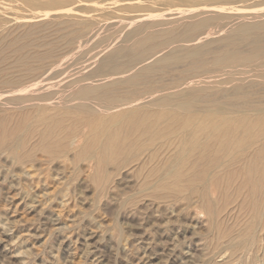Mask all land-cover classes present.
<instances>
[{
	"label": "bare ground",
	"instance_id": "6f19581e",
	"mask_svg": "<svg viewBox=\"0 0 264 264\" xmlns=\"http://www.w3.org/2000/svg\"><path fill=\"white\" fill-rule=\"evenodd\" d=\"M4 1L0 4L5 7ZM11 1L12 12L7 6L4 10L9 12L0 11V147L4 152L21 165L38 152L51 163L68 156L70 144L65 140L77 141V136L82 137L78 131L88 126L90 134L83 136L87 140L79 146V154L97 164L94 183L100 190L109 182L112 163L122 169L139 162V170L134 168L141 179L139 190L151 191L149 196L158 201L178 198L186 192L183 182L188 179L189 189L199 194L195 208L207 217L205 263L264 264V101L251 105L249 101L250 89L255 92L257 84H264V8L238 3L222 7L234 0H211L213 4L185 0L202 1L203 6L156 13L137 4L131 8L141 14L119 18L126 22L115 37L102 34L114 31L119 22L104 25L100 13L80 17L78 13H90L92 7L72 6L95 0ZM49 11L68 15L49 14L48 19L37 17L38 22L28 19ZM51 23L60 35L65 32L63 45L67 42L80 54L67 58L69 52L64 55L60 49L59 53L51 36L34 35L41 28H52ZM12 27L23 32L13 33ZM112 39L116 44L109 48ZM84 58H88L85 66L72 68ZM167 69L177 70L178 77L156 78L169 73ZM70 71L76 73L69 75ZM66 72L69 78L65 79ZM197 149L203 160L242 150L245 163L225 169V174L216 173V165L206 166V174H186L188 155ZM147 151L149 157L143 160L141 155Z\"/></svg>",
	"mask_w": 264,
	"mask_h": 264
},
{
	"label": "rangeland",
	"instance_id": "374dc122",
	"mask_svg": "<svg viewBox=\"0 0 264 264\" xmlns=\"http://www.w3.org/2000/svg\"><path fill=\"white\" fill-rule=\"evenodd\" d=\"M99 1L101 2L96 0L93 1V3L78 2L77 4L76 2L72 6L75 8H81L82 6L92 7L91 10H93L90 13L77 12L80 17L84 16L88 18L91 14L97 15L100 13L103 14L101 15V19L103 18L106 20H103V24L105 23L104 25L119 22L117 23L118 27H114V31L110 29L108 30L109 32H102V35L115 34L113 35L115 37L120 35L122 26H124L123 24L126 22L124 19H122V21L119 18L141 14L131 8L134 5L139 4L145 5L146 7L148 6V9L155 10L156 13L175 10L180 6V8L183 7L182 9H184L191 4H198L197 7L195 6L192 9L203 6V4H199L202 1L187 3L185 0H150V2L148 0V2L146 0H125L124 2L123 0H114V5H112L113 2H110L112 0H105V2L104 0ZM171 1L177 7H175ZM203 1V3L208 4H210V2L213 4L214 2L211 0ZM249 1L234 0L233 3H224L228 6L223 5L222 7L235 6L238 3L236 6L251 4L255 9H259L260 7L264 8L262 7L263 4H261V2L264 3V0H255L257 3H253L254 0L251 2ZM258 1L260 2L259 4ZM4 3H7V8L12 12V1L5 0ZM96 3L99 4L96 5ZM4 5H1L3 8L0 7V11L6 14L9 10H4L6 7H4ZM120 6L121 9L119 8ZM258 6L259 8H257ZM103 9L107 10L104 11ZM127 11H129L130 14ZM105 13L111 14L116 21H112L115 19H112ZM49 14L54 16L60 14V17H66V15H68V13L66 14L64 11H49L39 14L36 13V15L32 17L30 15L28 19L31 22H38L52 17ZM61 14L63 15L61 16ZM108 16L109 19H107ZM37 17H39L40 20ZM50 26L52 27L50 29L49 27L41 28L40 30L42 31L38 30L39 33L35 31L34 35L39 37L43 33L44 35H41V38L47 35L51 36L50 38L48 36L51 41L56 40L54 43L57 45L60 44L59 46L56 45L58 48L54 44L56 50L59 51L61 49L63 53L66 52L64 55H68L67 53L69 52L67 58H70L71 55L73 57L75 53L80 54L81 51L79 52V50H73V48L71 50L67 42V44L64 43L63 45L65 41L62 42V40H66L65 38L63 39L65 32L63 35H60V33L53 29L54 25L52 23ZM9 29L10 28H7L6 30ZM21 30H23V28L15 27L13 33L21 34L23 32ZM54 31L56 32L54 33ZM214 35L215 34L209 35V37ZM53 36H59L61 41H57L58 38H54ZM112 41L110 46H108L109 48L116 44V40L112 39ZM89 45L86 46V48L92 46ZM47 47L49 46H45V49ZM68 49L70 50L66 51ZM61 51H59V53ZM84 59L77 62L78 64L71 65L72 68H77V70H79L81 66H85L88 63V58ZM47 61L48 60H45L46 63ZM53 61L54 59L49 62L52 63ZM49 62L47 64H50ZM46 63L45 65H47ZM76 71H70L68 74L70 73L69 75H72L71 72L76 73ZM167 71H169V73L166 71V73L162 72L163 74L159 73L156 78L162 77L164 80L169 81V79L172 78V80H175L179 75L177 70H172L174 73H172L170 69H167ZM68 74L67 72L64 74L65 79L69 78ZM48 76L49 73L46 72L45 79ZM254 86L251 87L255 88L257 86L255 92H253L254 89L251 88L250 90L253 94L250 96L249 93V99L252 97L251 100L248 99L250 105L252 101H264V84H257L255 87ZM9 112L13 113L11 111ZM249 113L250 112L247 114L244 113L245 115L242 114V116H247ZM235 125H238V123ZM85 127L86 126L80 127L81 130H79L80 132L78 131V135L87 138L90 134L89 127ZM0 129L1 133L2 128ZM82 130L86 131L82 132ZM77 137H75L77 141L76 139L74 141L79 142L78 144L80 145L76 143L77 147H75L76 145L73 138H71V140L70 138L65 140L66 144H70V147H68V156L55 158L56 160H51V163L46 154L38 152V154H35L36 156L34 155L32 157L33 162L32 160H28V162L26 161L21 165V163L15 162V159L12 158L9 152L7 153L6 150L4 152V149L0 147V150L2 149L1 151L5 153L0 152V264H206L205 261L208 259V255L207 252L204 251L203 237L206 232V230H204L206 226L204 227V225L207 224V217L205 219L206 215L204 213V215L200 214L201 212L195 208L200 203L199 194L196 192V194H194L193 191L189 189L191 184H187L190 182L188 179L187 181L185 180L183 184L189 193L185 190L186 192L178 194V198L176 199L171 198L158 201L151 197V191L141 192L139 190L141 179L136 175L140 168L138 167L139 162H132L130 164L131 167L130 165H128V167H122V169L124 168L123 170L117 164L115 165V163H112L108 167L109 182L106 184L107 188L104 187L105 190H100L101 188H99L98 184L94 183L95 174L98 173L97 164L94 160L90 161L86 156L81 157L79 154L80 147L85 144L87 139L85 140L84 137ZM72 141L74 143H72ZM74 147L77 151L74 150ZM161 149L165 150V148ZM199 151L200 150L197 149V151L194 150L189 153V155H193V158L188 155V158L191 160L188 162L189 164L186 162L187 164L184 166L186 174H206L207 167L209 166L208 169H210V166L212 167L213 165H216L214 167L216 173L225 174V169L228 170L230 168L240 167L245 163V151L242 150L236 151L232 149V152L222 153L219 159L213 156L206 159L207 161L201 158V152ZM165 152L166 151H161L162 156L166 155ZM148 153V151L143 153L141 158L143 159L145 156L149 157V155H147ZM230 153H232V156ZM227 155H230L231 158ZM147 157L143 160H146ZM212 158L217 161H213ZM215 162L218 165L222 162L223 164L221 165L223 166H217ZM134 168L138 170L135 169L137 170L135 172ZM98 189L101 192H99ZM139 191L141 193H139ZM190 193H192V195ZM161 252H163V254H161ZM204 256L207 257V259L204 258ZM221 258L222 257L218 258V260H222Z\"/></svg>",
	"mask_w": 264,
	"mask_h": 264
}]
</instances>
